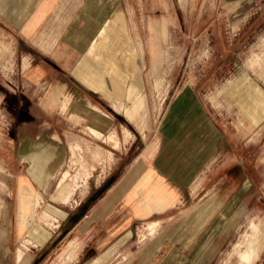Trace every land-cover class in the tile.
Wrapping results in <instances>:
<instances>
[{
  "label": "crops",
  "instance_id": "1",
  "mask_svg": "<svg viewBox=\"0 0 264 264\" xmlns=\"http://www.w3.org/2000/svg\"><path fill=\"white\" fill-rule=\"evenodd\" d=\"M208 2L219 7V28L225 21L236 36L264 31V0ZM130 4L0 0V102H16L10 125H0L7 182L0 194V264H47L68 242L82 246L72 264H210L241 218L244 190L226 195L206 189V182L196 186L223 134L191 90L178 93L166 110L159 145L113 167L78 206L52 192L68 151L65 135L91 128L108 133L138 112L132 105L142 99L145 61ZM19 82L41 84L44 92L35 98L12 90ZM36 99L41 123L23 108ZM207 173L209 181L214 172Z\"/></svg>",
  "mask_w": 264,
  "mask_h": 264
},
{
  "label": "rangeland",
  "instance_id": "2",
  "mask_svg": "<svg viewBox=\"0 0 264 264\" xmlns=\"http://www.w3.org/2000/svg\"><path fill=\"white\" fill-rule=\"evenodd\" d=\"M186 3L131 0V30L145 61L142 99L132 105L138 112L128 116L130 122L117 124L108 133L74 130L65 135L68 151L52 192L60 194L66 206H78L90 188L106 181L113 167L120 169L158 146L160 125L171 102L178 93L194 91L223 134L220 150L206 163L196 186L206 182V189L217 187L222 194L229 195L239 188L245 193L242 216L210 264H264V31L259 33L255 28L236 36L225 21L219 28L217 5L208 0ZM10 87L34 93L35 98L44 92L41 84L19 82ZM35 102L23 106L24 102L18 101L20 121L26 117L20 113L23 106L31 116L28 119L42 122L41 107L37 99ZM15 106L16 102H0V125L4 130L10 125V113H16ZM191 135L195 137L193 130ZM212 170L211 180L207 181V172ZM2 172L0 167V194L7 187ZM54 225V229L59 227L58 220ZM249 244L255 246L254 252L248 250ZM81 248L75 243L63 244L47 264L54 259V264H72Z\"/></svg>",
  "mask_w": 264,
  "mask_h": 264
},
{
  "label": "bare ground",
  "instance_id": "3",
  "mask_svg": "<svg viewBox=\"0 0 264 264\" xmlns=\"http://www.w3.org/2000/svg\"><path fill=\"white\" fill-rule=\"evenodd\" d=\"M181 3H186L188 0H179ZM187 4V3H186ZM91 130V132H92V134H95L96 133V130H94V129H90ZM66 174V173H65ZM67 175V174H66ZM63 178V177H62ZM64 184V183H63ZM62 186V184H61V181H60V185H59V188ZM62 189V188H61ZM150 227H151V233L152 232H154V224H151L150 225ZM156 228V227H155ZM256 228H258V227H256ZM252 229H254V228H252ZM251 229V230H252ZM260 231V230H259ZM248 237V236H247ZM245 238V237H244ZM258 238V237H257ZM256 238V239H257ZM250 241H251V239H250ZM253 241H256V240H253ZM248 242H249V240H248ZM252 242V241H251ZM258 242V241H257ZM247 243V242H246ZM256 244V243H255ZM244 245H245V243H244ZM237 246V245H236ZM246 246V245H245ZM248 247V246H247ZM259 247V246H258ZM254 248H255V246L253 247V245L251 246V244H249V248H248V250H250V251H253L254 252ZM257 249V248H256ZM242 250H244V249H242ZM246 250V249H245ZM260 250V249H259ZM258 250V251H259ZM241 252V251H240ZM245 253V252H244ZM239 254V253H238ZM241 254V253H240ZM240 254H239V256H240ZM250 255V254H249ZM244 256V255H243ZM245 256H246V254H245ZM258 256V255H257ZM247 257V256H246ZM253 257H256V256H253ZM243 258H245V257H243ZM239 259V258H238ZM243 260V259H242ZM248 260V259H247ZM246 260V261H247ZM244 262V261H243ZM245 264H247V263H245Z\"/></svg>",
  "mask_w": 264,
  "mask_h": 264
}]
</instances>
